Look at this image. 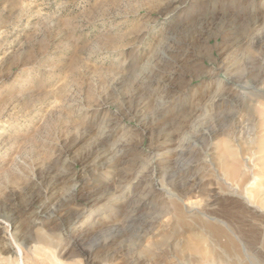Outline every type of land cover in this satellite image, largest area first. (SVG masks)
Here are the masks:
<instances>
[{
  "label": "rangeland",
  "instance_id": "obj_1",
  "mask_svg": "<svg viewBox=\"0 0 264 264\" xmlns=\"http://www.w3.org/2000/svg\"><path fill=\"white\" fill-rule=\"evenodd\" d=\"M0 264H264V0H0Z\"/></svg>",
  "mask_w": 264,
  "mask_h": 264
},
{
  "label": "bare ground",
  "instance_id": "obj_2",
  "mask_svg": "<svg viewBox=\"0 0 264 264\" xmlns=\"http://www.w3.org/2000/svg\"><path fill=\"white\" fill-rule=\"evenodd\" d=\"M226 152V151H225ZM227 153V152H226ZM225 153V154H226ZM229 153H230V151H229ZM228 154V153H227ZM231 154V153H230ZM233 154V153H232ZM235 156V155H234ZM233 156V157H234ZM238 157V156H237ZM229 158V157H228ZM225 159V158H224ZM232 160V159H231ZM239 160V162H240V159H238ZM237 161V160H236ZM231 162V161H230ZM227 163L226 164V162L224 161V163L222 164V171L225 173V175H226V177L228 178V179H232L233 177H235V176H237L238 174H239V171H238V167H237V165H236V163ZM234 162V161H233ZM238 162V161H237ZM221 164V163H220ZM241 164H244V163H241ZM238 166H240V170H241V165H238ZM245 168H246V165H243ZM220 167V166H219ZM221 170V169H220ZM235 179V178H234ZM163 189V188H162ZM214 197V196H213ZM216 200V199H215ZM256 207V206H255ZM193 211V210H192ZM231 212V211H230ZM82 216V215H81ZM90 220V219H89ZM46 233V232H45ZM196 245V244H195ZM194 245V246H195ZM193 246V245H192ZM190 249H192V247L190 248ZM195 249V252H198V251H196V249H197V247L196 248H194ZM18 251H19V249H18ZM193 251V250H192Z\"/></svg>",
  "mask_w": 264,
  "mask_h": 264
}]
</instances>
